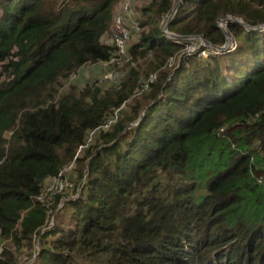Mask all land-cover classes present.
Masks as SVG:
<instances>
[{"label":"trees","instance_id":"obj_1","mask_svg":"<svg viewBox=\"0 0 264 264\" xmlns=\"http://www.w3.org/2000/svg\"><path fill=\"white\" fill-rule=\"evenodd\" d=\"M122 1L0 0V244L25 242L27 264H264V218L238 209L264 173V30L227 21L235 51L202 48L208 58L170 69L186 47L163 29L178 0H138L128 55L149 60L146 81L137 65L115 84L66 87L116 55L103 38ZM222 16L260 26L264 0H186L169 29L223 46ZM210 137L232 152L196 202L188 145ZM60 176L79 192L66 202L69 231L50 225L64 189L41 201ZM25 263L3 248L0 264Z\"/></svg>","mask_w":264,"mask_h":264},{"label":"rangeland","instance_id":"obj_2","mask_svg":"<svg viewBox=\"0 0 264 264\" xmlns=\"http://www.w3.org/2000/svg\"><path fill=\"white\" fill-rule=\"evenodd\" d=\"M179 0L176 1L175 6L178 4ZM144 1H138V0H123L121 5L119 6V9L116 14L115 20H117L118 17H121L126 23L127 26L130 27V38L127 42V53L128 48L132 44V41L134 38V34L139 31V21L141 20V16L139 14V10L141 7H143ZM147 4V3H146ZM169 18L164 22L163 29L166 31L167 34H175L182 36L180 34L174 33L170 31L168 25ZM172 23V22H171ZM170 23V24H171ZM133 24V26H132ZM219 26H221V29H225L228 31L226 27V22H220ZM137 30V31H136ZM264 30V29H263ZM114 32V28L111 30L109 34H107L103 38V43L106 45H112L111 43V37ZM206 39V38H205ZM233 44L230 47L229 50L225 51L226 53H230L235 51L237 43L235 40V37L233 36ZM172 41L178 40V43H186V47L184 46L181 50V52L177 55V58L170 61V64L168 65V68H174L184 57H190L194 53L199 55V53L202 51V48L208 47L204 41H202L200 38H189V39H171ZM209 42V41H208ZM201 50V51H200ZM204 51V50H203ZM216 52V51H215ZM193 53V54H192ZM218 53V52H217ZM191 54V55H190ZM189 55V56H188ZM129 59H119L117 61H112L111 63H99L94 66L88 65L87 67H84L80 70L79 74H76L70 78L68 83L66 84V87L71 86H77V87H83L85 84H90L97 82L100 86H107L106 84H115L121 81L124 77H126L129 69L137 67L146 66V72L142 73V80L146 81V73H148V61L147 59L139 58L137 61H133L131 64V57H128ZM151 58V57H150ZM145 64V65H144ZM117 72L120 74L118 79H114L112 81H108L106 77L112 73ZM157 73H153V78L156 77ZM157 78V77H156ZM156 81V79L154 80ZM109 86V85H108ZM145 93V94H143ZM148 93V89H145L143 92L137 91V95L135 97V100H133L131 103L128 104L127 107H124V111L127 113H130L131 107L135 105L136 101L141 100L142 97H144ZM142 95V96H141ZM144 115V112H143ZM142 115V116H143ZM189 152H190V174L193 179L197 183V190L195 191V201L201 202L204 200L207 192V182L210 178L216 176L218 173L222 172L226 169V161L228 160V156L232 152V148L227 144L226 140L223 138H206L205 140H199L196 142H191L188 145ZM81 152H79L80 154ZM74 167L72 165L70 168H65L63 171L66 175H70L71 169ZM70 178V177H69ZM258 180H261L262 183H258ZM76 182L75 180H73ZM64 183H67L64 180ZM250 189H244L242 191V196L244 197V202L241 204L238 209L243 211L246 216L248 217V220L250 219V223H255L264 218V173L262 174H254L251 175L250 178ZM45 190L43 192V197L41 198V201L44 202L46 199H49L51 195L54 193L53 191L49 190L51 187V183L49 182L44 185ZM82 187L80 186V189ZM74 188L71 187H65L62 193L66 194L64 197V202L60 205L58 211L54 213L56 217L51 218L50 225L52 223L56 222L58 224L61 223L67 231L73 229V227L67 222V213L65 209L68 208L69 201L75 200L79 195L76 190L74 191ZM53 201V200H51ZM56 218V219H55ZM39 242V243H38ZM33 244H35V254L40 249V241L38 237L34 238ZM10 246L12 249V252L15 253V256H17L22 263L27 264L32 257V251L27 249V244L25 242L22 243L21 247H16L11 239H7L3 243L0 244V254L3 252V248ZM34 259V258H33ZM32 259V260H33ZM31 262V261H30ZM29 262V263H30Z\"/></svg>","mask_w":264,"mask_h":264},{"label":"built area","instance_id":"obj_3","mask_svg":"<svg viewBox=\"0 0 264 264\" xmlns=\"http://www.w3.org/2000/svg\"><path fill=\"white\" fill-rule=\"evenodd\" d=\"M132 26H133V24H132ZM130 37H131L130 36V27L127 26L126 23H124V21L121 17H118L117 20H115L114 32H113L112 37H111V43L116 47L117 52H116V55L111 59L110 63L112 61L118 62L119 59H129L128 58L129 55L127 53V42H128ZM198 56L202 57V58H208L209 52H207L205 50L201 51ZM119 76H120L119 73L112 72L106 77V79L109 81H112L114 79H118ZM151 78H153V75L151 76ZM151 78L148 81V83H146L143 86V88L141 89L142 92L145 89H148L149 83H153L154 80L156 79V77L154 79H151ZM138 91H140V90L138 89ZM66 186H68V185L66 183H63V180L60 176L55 181L51 182V187L49 188V190H51L53 192L54 191L61 192Z\"/></svg>","mask_w":264,"mask_h":264},{"label":"water","instance_id":"obj_4","mask_svg":"<svg viewBox=\"0 0 264 264\" xmlns=\"http://www.w3.org/2000/svg\"><path fill=\"white\" fill-rule=\"evenodd\" d=\"M186 0H179L178 4L174 7L172 13L170 14L169 16V21H168V25H170V23L173 21L174 17L176 16L178 10H179V7L185 2ZM227 21H234L235 23H238L240 25H242L243 27H245L246 29L248 30H251V31H262L264 29V23L260 26H257V27H252L250 26L249 24L245 23L243 20L241 19H238V18H235V17H231V16H222L220 19H219V23L220 22H227ZM220 29H221V26H219ZM222 33L224 34V36L226 37V43L223 45V46H214L212 45L210 42H208L204 36H179V35H175V34H167L166 31L164 30V32L167 34V36L169 38H172V39H191V38H200L202 41H204V43L212 48L213 50H216L218 52H225L227 50L230 49V47L232 46L233 44V36L225 29H221Z\"/></svg>","mask_w":264,"mask_h":264}]
</instances>
